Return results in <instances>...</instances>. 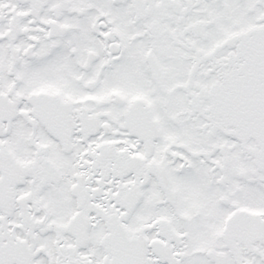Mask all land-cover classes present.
Returning a JSON list of instances; mask_svg holds the SVG:
<instances>
[{
	"label": "snow or ice",
	"instance_id": "1",
	"mask_svg": "<svg viewBox=\"0 0 264 264\" xmlns=\"http://www.w3.org/2000/svg\"><path fill=\"white\" fill-rule=\"evenodd\" d=\"M0 264H264V0H0Z\"/></svg>",
	"mask_w": 264,
	"mask_h": 264
}]
</instances>
